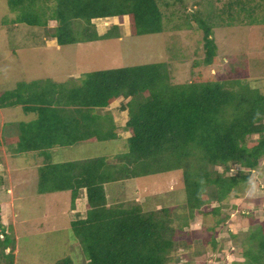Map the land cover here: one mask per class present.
I'll use <instances>...</instances> for the list:
<instances>
[{
	"label": "trees",
	"instance_id": "1",
	"mask_svg": "<svg viewBox=\"0 0 264 264\" xmlns=\"http://www.w3.org/2000/svg\"><path fill=\"white\" fill-rule=\"evenodd\" d=\"M7 3L17 11L16 23L46 27L48 19L54 20L56 25L46 27V34L55 38L57 45L118 36L116 24L98 34L92 23L96 18L127 15L131 35L165 28L156 0ZM230 7L228 3L220 10L227 14L225 19L212 9L204 14L197 10L190 16L202 32L205 64H212L216 56L213 28L235 21ZM81 20L83 25L77 27L74 23ZM165 64L158 61L96 69L75 79L19 82L12 90L0 91V107L19 105L24 113L32 114L18 122L17 135L4 141L13 144L19 154L36 153L43 158L37 169V193L68 190L71 206L85 194L84 216L70 222L81 263L65 256L52 264H166L175 243L169 209L143 211L137 203L110 204L105 184L181 169L182 202L190 218L201 214L202 208L216 211L218 207H210L211 202L222 201L238 183L249 180V172L241 168L227 174L231 164L254 167L264 156V93L247 83L234 87L236 82L214 75H195L190 81L173 83ZM118 96L125 100L122 110H127L123 126L129 131L126 151L80 161L52 160L57 149L118 137L111 111H96ZM253 134H257L255 139ZM208 165L222 170H211ZM208 186L215 190L212 198L206 192ZM246 213L237 210L240 217ZM248 237L253 244L243 252L244 263L264 264V219ZM13 250L14 237L0 221V264H13Z\"/></svg>",
	"mask_w": 264,
	"mask_h": 264
},
{
	"label": "rangeland",
	"instance_id": "2",
	"mask_svg": "<svg viewBox=\"0 0 264 264\" xmlns=\"http://www.w3.org/2000/svg\"><path fill=\"white\" fill-rule=\"evenodd\" d=\"M156 2L165 23L161 32L131 35L127 15L96 18L92 23L98 34L116 24L118 36L57 45L56 39L46 34V27L56 25L54 20L48 19L46 27L16 23L17 11L7 0H0V91L12 90L19 82H59L96 69L163 61L173 83L190 81L195 75H214L238 82L234 87L247 83L264 93V0ZM228 3L235 21L213 28L216 56L212 64H205L202 32L190 16L197 10L220 13ZM220 15L225 19L227 14L223 11ZM83 23L74 24L80 27ZM124 101L118 96L108 108L96 109L100 114L111 111L118 137L57 149L52 160L80 161L126 151L129 131L123 128L127 119V110L121 108ZM31 117L19 105L0 107V221L15 240L13 264H52L65 256L81 263L70 222L84 216L83 192L72 206L68 190L37 193V169L43 158L36 153L19 154L13 144L4 141L19 133V121ZM207 168L222 170L220 166ZM239 168L249 172V180L238 183L222 201L211 202L210 207H218L216 211L202 208L201 214L190 218L182 202L181 169L106 183L105 190L110 204L137 203L143 211L169 209L175 243L166 264H245L243 252L253 244L248 234L264 219V156L254 167L231 164L227 174ZM206 192L209 198L214 197L212 186L206 187ZM238 209L246 215L240 217Z\"/></svg>",
	"mask_w": 264,
	"mask_h": 264
},
{
	"label": "crops",
	"instance_id": "3",
	"mask_svg": "<svg viewBox=\"0 0 264 264\" xmlns=\"http://www.w3.org/2000/svg\"><path fill=\"white\" fill-rule=\"evenodd\" d=\"M109 106H110V104H109ZM109 106H108V107H109ZM108 107H107V108H108ZM105 108H106V107H105ZM127 136H128V134H127L125 137H127ZM80 195H81V194H80ZM80 195H79V196H80ZM82 197H84V201H85V194H84V193H83ZM82 197H81V198H82ZM77 198H78V197H77ZM77 198H76V199H77Z\"/></svg>",
	"mask_w": 264,
	"mask_h": 264
}]
</instances>
